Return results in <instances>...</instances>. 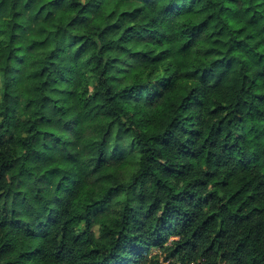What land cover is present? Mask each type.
Listing matches in <instances>:
<instances>
[{
    "label": "clouds",
    "instance_id": "clouds-1",
    "mask_svg": "<svg viewBox=\"0 0 264 264\" xmlns=\"http://www.w3.org/2000/svg\"><path fill=\"white\" fill-rule=\"evenodd\" d=\"M0 264H264V0H0Z\"/></svg>",
    "mask_w": 264,
    "mask_h": 264
}]
</instances>
